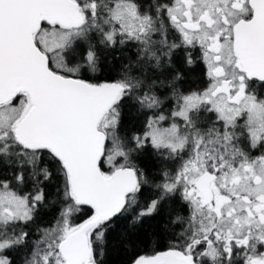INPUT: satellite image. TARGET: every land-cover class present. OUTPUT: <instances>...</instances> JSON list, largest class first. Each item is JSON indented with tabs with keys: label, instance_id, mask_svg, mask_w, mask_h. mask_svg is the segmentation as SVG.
Instances as JSON below:
<instances>
[{
	"label": "snow or ice",
	"instance_id": "obj_1",
	"mask_svg": "<svg viewBox=\"0 0 264 264\" xmlns=\"http://www.w3.org/2000/svg\"><path fill=\"white\" fill-rule=\"evenodd\" d=\"M113 234L264 264V0H0V264H107Z\"/></svg>",
	"mask_w": 264,
	"mask_h": 264
},
{
	"label": "trees",
	"instance_id": "obj_2",
	"mask_svg": "<svg viewBox=\"0 0 264 264\" xmlns=\"http://www.w3.org/2000/svg\"><path fill=\"white\" fill-rule=\"evenodd\" d=\"M124 119L125 126L128 128H139L142 126V117L138 116L135 113L134 109L126 108ZM149 247H151V245H149ZM129 254L130 253L119 244V242L115 238V234H113V242L109 254L107 256V264H126Z\"/></svg>",
	"mask_w": 264,
	"mask_h": 264
},
{
	"label": "flooded vegetation",
	"instance_id": "obj_3",
	"mask_svg": "<svg viewBox=\"0 0 264 264\" xmlns=\"http://www.w3.org/2000/svg\"><path fill=\"white\" fill-rule=\"evenodd\" d=\"M203 66L197 65L189 74L185 88H200L204 86Z\"/></svg>",
	"mask_w": 264,
	"mask_h": 264
}]
</instances>
